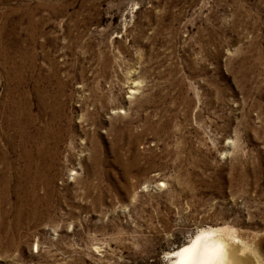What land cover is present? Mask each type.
I'll return each mask as SVG.
<instances>
[{"label":"rangeland","instance_id":"374dc122","mask_svg":"<svg viewBox=\"0 0 264 264\" xmlns=\"http://www.w3.org/2000/svg\"><path fill=\"white\" fill-rule=\"evenodd\" d=\"M217 227L264 264V0H0V264Z\"/></svg>","mask_w":264,"mask_h":264},{"label":"bare ground","instance_id":"6f19581e","mask_svg":"<svg viewBox=\"0 0 264 264\" xmlns=\"http://www.w3.org/2000/svg\"><path fill=\"white\" fill-rule=\"evenodd\" d=\"M246 250H252L255 258L246 255ZM167 257L169 264H254L260 259L253 246L225 227L200 229Z\"/></svg>","mask_w":264,"mask_h":264}]
</instances>
